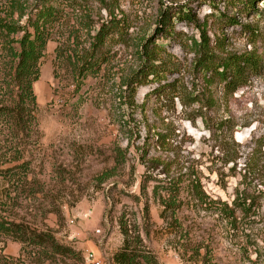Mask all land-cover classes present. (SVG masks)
I'll list each match as a JSON object with an SVG mask.
<instances>
[{
    "label": "rangeland",
    "instance_id": "rangeland-1",
    "mask_svg": "<svg viewBox=\"0 0 264 264\" xmlns=\"http://www.w3.org/2000/svg\"><path fill=\"white\" fill-rule=\"evenodd\" d=\"M51 1L71 6L41 59L37 124L16 138L0 124L2 143L24 147L15 201L5 193L16 182L0 176V219L49 232L81 257L39 262L36 248L0 235V258L90 264V250L114 264L123 219L144 229L159 264H264V186L244 170L264 142V68L227 93L197 64L204 43L218 57L257 52L264 66V38L248 29L264 34V0L250 11L236 0ZM152 67L161 83L135 79ZM256 155L260 168L264 148ZM5 158L1 168L13 166Z\"/></svg>",
    "mask_w": 264,
    "mask_h": 264
},
{
    "label": "trees",
    "instance_id": "trees-1",
    "mask_svg": "<svg viewBox=\"0 0 264 264\" xmlns=\"http://www.w3.org/2000/svg\"><path fill=\"white\" fill-rule=\"evenodd\" d=\"M4 2H6L9 14H6L5 17L0 16V38L4 40L0 57L2 59L0 61V124L8 125V128L10 126L8 130L16 138L18 134L27 132L32 125L37 124L35 112L38 102L34 84L41 77V59L45 54L46 46L54 36L61 15L66 7L71 6V2L58 6L51 0H39L29 12L28 0H5ZM235 3L242 11H250L254 7L252 0H236ZM15 14L20 20L26 18L24 25L17 26L13 23ZM8 16L12 18L8 20ZM168 19L167 13H163L159 19V25L165 26ZM105 29L104 27L101 29L99 37L105 35ZM248 29L254 39L264 38V34L258 30L250 27ZM17 33L22 35L16 39L13 35ZM203 38L207 39L205 36ZM15 44H18V48ZM198 48L197 64L205 81L207 83L215 81L227 93H234L240 86L248 83L251 73L259 74L264 68L262 57L257 52H249L240 56L218 57L211 53L204 43H201ZM92 67L94 64L89 62L88 68ZM141 73L143 74L139 77L136 76L135 79L141 81L143 85H147L151 81L162 82L156 67H152L148 71H141ZM150 74H154V78L151 80L149 79ZM162 87L164 88V85ZM5 97H8L9 101ZM263 148L264 142L259 145L256 153L249 157V161L244 167L246 173L257 170V184L260 186H264V166L258 168L256 160L257 162L259 160L256 158L258 156L256 154L263 152ZM23 153L24 147L17 148L13 141H7L5 144L0 141V155L7 157L2 163L6 165L12 163L11 165H13L6 168L0 166V176L12 184L16 182L5 193L8 200L15 201L13 194H17L18 188L21 187L19 186L20 178L15 180L14 175L17 174L16 171L24 167V164L16 166L13 163L22 159ZM233 160L232 157L227 158L225 163ZM21 181L23 180L21 179ZM16 197L18 199V196ZM163 205L167 208L174 207L173 203L165 202ZM246 209L249 208L246 207ZM165 215L166 212H163L161 217L164 218ZM119 225L123 243L114 255V264H159L156 255L145 242L143 228L123 219L119 220ZM0 235H6L14 241L22 243L23 246L27 244L28 247L36 248L39 262H43V258L75 260L76 257H81L80 251L60 243L51 233L30 230L25 224L14 220L0 219ZM0 264L11 263L1 257Z\"/></svg>",
    "mask_w": 264,
    "mask_h": 264
},
{
    "label": "built area",
    "instance_id": "built-area-1",
    "mask_svg": "<svg viewBox=\"0 0 264 264\" xmlns=\"http://www.w3.org/2000/svg\"><path fill=\"white\" fill-rule=\"evenodd\" d=\"M85 258L90 264H103V261L96 255L94 251L88 250L85 254Z\"/></svg>",
    "mask_w": 264,
    "mask_h": 264
}]
</instances>
